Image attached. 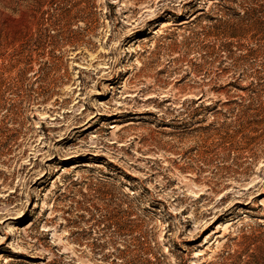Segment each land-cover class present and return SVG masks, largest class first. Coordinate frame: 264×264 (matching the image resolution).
<instances>
[{
    "label": "rangeland",
    "instance_id": "374dc122",
    "mask_svg": "<svg viewBox=\"0 0 264 264\" xmlns=\"http://www.w3.org/2000/svg\"><path fill=\"white\" fill-rule=\"evenodd\" d=\"M0 264H264V0H0Z\"/></svg>",
    "mask_w": 264,
    "mask_h": 264
}]
</instances>
